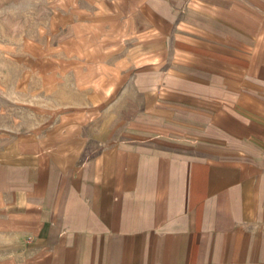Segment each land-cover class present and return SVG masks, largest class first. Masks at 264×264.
<instances>
[{
    "label": "crops",
    "instance_id": "crops-1",
    "mask_svg": "<svg viewBox=\"0 0 264 264\" xmlns=\"http://www.w3.org/2000/svg\"><path fill=\"white\" fill-rule=\"evenodd\" d=\"M92 5L125 124L0 125V264H264V0Z\"/></svg>",
    "mask_w": 264,
    "mask_h": 264
},
{
    "label": "rangeland",
    "instance_id": "rangeland-1",
    "mask_svg": "<svg viewBox=\"0 0 264 264\" xmlns=\"http://www.w3.org/2000/svg\"><path fill=\"white\" fill-rule=\"evenodd\" d=\"M97 11L92 0H0V125L122 129L127 67L141 54Z\"/></svg>",
    "mask_w": 264,
    "mask_h": 264
}]
</instances>
